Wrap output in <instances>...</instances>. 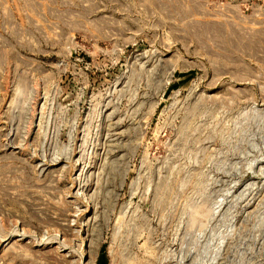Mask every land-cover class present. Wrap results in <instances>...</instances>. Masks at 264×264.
I'll return each instance as SVG.
<instances>
[{"label":"rangeland","instance_id":"374dc122","mask_svg":"<svg viewBox=\"0 0 264 264\" xmlns=\"http://www.w3.org/2000/svg\"><path fill=\"white\" fill-rule=\"evenodd\" d=\"M0 264H264V0H0Z\"/></svg>","mask_w":264,"mask_h":264}]
</instances>
